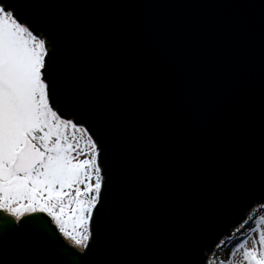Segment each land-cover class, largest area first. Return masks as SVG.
<instances>
[{
	"label": "water",
	"instance_id": "95a60500",
	"mask_svg": "<svg viewBox=\"0 0 264 264\" xmlns=\"http://www.w3.org/2000/svg\"><path fill=\"white\" fill-rule=\"evenodd\" d=\"M6 4L48 39L51 101L103 187L84 251L26 215L0 220V264H207L264 205V0Z\"/></svg>",
	"mask_w": 264,
	"mask_h": 264
},
{
	"label": "snow or ice",
	"instance_id": "6c2138e0",
	"mask_svg": "<svg viewBox=\"0 0 264 264\" xmlns=\"http://www.w3.org/2000/svg\"><path fill=\"white\" fill-rule=\"evenodd\" d=\"M47 56L45 39L0 0V213L15 218L0 220L10 225L47 214L73 246L86 248L103 187L100 148L88 127L55 110ZM252 231V247L245 240L232 255L242 252L241 264H264V216Z\"/></svg>",
	"mask_w": 264,
	"mask_h": 264
},
{
	"label": "rangeland",
	"instance_id": "374dc122",
	"mask_svg": "<svg viewBox=\"0 0 264 264\" xmlns=\"http://www.w3.org/2000/svg\"><path fill=\"white\" fill-rule=\"evenodd\" d=\"M42 38L45 39L47 52H49V50H51V45H50V43H48L49 41H48V39L46 37H44V35L42 36ZM46 82L48 83L47 78H46ZM55 110H57V109L55 108ZM68 119H73V118L70 117ZM102 176H103V174H102ZM259 208L264 209V205L261 206V207H256V208L252 209L251 212H250V214H249V216H253V218H252L251 222L248 225V228H250V230L246 234V236L243 237L241 240H239L230 250H226L225 251L223 249L222 243L220 245L216 246V248L214 250H212L210 253H208V255H207L208 256V258H207L208 259L207 260V264H210V261H212V260H216V261H231V264H241L242 252L236 254L235 256H233L232 253H235V250L239 246V243H243L245 240H248V245L247 246L248 247H252L251 241L253 239H258V234L255 233V232H253L252 229L255 228V222H256V220L259 219L260 216H264V210L259 209ZM71 224H72V221H70V220L67 221V226H68L69 230H71ZM58 231H59V229H58ZM59 233H60V231H59ZM63 238L65 239L64 236H63ZM65 240L69 244H71L73 246V242L70 239H65ZM73 247L76 248V249H78V250H80V251H84V249H85L82 246L81 247H75V246H73Z\"/></svg>",
	"mask_w": 264,
	"mask_h": 264
},
{
	"label": "trees",
	"instance_id": "16d2710c",
	"mask_svg": "<svg viewBox=\"0 0 264 264\" xmlns=\"http://www.w3.org/2000/svg\"><path fill=\"white\" fill-rule=\"evenodd\" d=\"M16 15L18 17H21L23 19V16L21 14L20 11H17L16 12ZM52 45L55 46V43L52 41L51 42ZM259 209H262V208H259ZM253 218V216H251ZM252 220V219H251ZM251 220H249V223L251 222ZM53 223V222H52ZM245 225L239 232L236 231V228L234 233L230 236V238H227L225 239L223 242H222V246H223V249L226 251V250H230L239 240H241L243 237L246 236V234L249 232L250 228H248V225ZM54 224V223H53ZM55 225V224H54ZM55 227L57 228V226L55 225ZM58 229V228H57ZM65 240V239H64ZM66 241V240H65ZM67 242V241H66ZM68 243V242H67ZM69 244V243H68ZM71 245V244H69ZM208 260V259H207Z\"/></svg>",
	"mask_w": 264,
	"mask_h": 264
},
{
	"label": "flooded vegetation",
	"instance_id": "af4514ba",
	"mask_svg": "<svg viewBox=\"0 0 264 264\" xmlns=\"http://www.w3.org/2000/svg\"><path fill=\"white\" fill-rule=\"evenodd\" d=\"M45 37V36H44ZM7 214V213H6Z\"/></svg>",
	"mask_w": 264,
	"mask_h": 264
}]
</instances>
